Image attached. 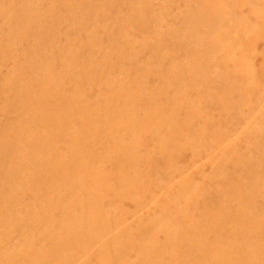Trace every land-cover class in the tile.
Instances as JSON below:
<instances>
[{
	"label": "rangeland",
	"instance_id": "obj_1",
	"mask_svg": "<svg viewBox=\"0 0 264 264\" xmlns=\"http://www.w3.org/2000/svg\"><path fill=\"white\" fill-rule=\"evenodd\" d=\"M0 264H264V0H0Z\"/></svg>",
	"mask_w": 264,
	"mask_h": 264
}]
</instances>
